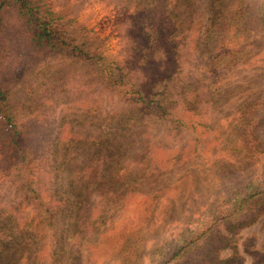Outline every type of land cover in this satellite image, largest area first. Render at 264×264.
I'll list each match as a JSON object with an SVG mask.
<instances>
[{"label": "rangeland", "instance_id": "rangeland-1", "mask_svg": "<svg viewBox=\"0 0 264 264\" xmlns=\"http://www.w3.org/2000/svg\"><path fill=\"white\" fill-rule=\"evenodd\" d=\"M41 1L96 39L118 80L29 48L5 17L0 81L22 143L0 133V237L34 244L15 264H264V199L233 213L264 177V0ZM235 5L243 59L211 75L216 50L236 49L222 38ZM161 86L163 114L123 93Z\"/></svg>", "mask_w": 264, "mask_h": 264}, {"label": "trees", "instance_id": "trees-1", "mask_svg": "<svg viewBox=\"0 0 264 264\" xmlns=\"http://www.w3.org/2000/svg\"><path fill=\"white\" fill-rule=\"evenodd\" d=\"M167 1L169 0H166V2ZM174 2L171 1L172 4ZM209 2L210 5L213 4L212 0ZM236 7V10L226 11L225 17L227 19H231L233 26L232 29H230L231 26L227 25V30H224L222 35V38L224 37L228 39L227 36L231 34V38L233 39V44L235 45L236 49L234 50L232 47L228 49L221 46L220 49L216 50V52L209 58V63H207L205 66V69L211 75L214 72V74L221 76L226 70L229 71L238 65L243 59L242 52L246 48V42H248L249 39L245 25L240 20L243 18L244 13L240 7ZM8 13H12L17 18L18 29L16 30V33L20 34L25 44L29 48H33L44 53L45 55H61L86 61H95L94 63L100 67V74L105 76L108 83L111 86L116 84L118 75L116 74L114 68L111 65L104 64L102 62L103 59L101 56L95 53L94 47L97 46L96 39L89 37L87 35V31L74 20L62 18L57 13L52 11V9L45 5L41 0H0V49L3 36L5 34L4 20ZM214 13L215 12L212 11V14ZM262 24L264 26V11L262 14ZM208 79L210 80V78ZM160 88L164 89L165 86H161ZM160 88L158 91L159 95H157L160 97V99L155 97L154 94V96H147V94H144L140 89H127V91H124L123 93L124 95H129L130 100L134 101L135 105H142L148 109L151 108V110H153L155 113L163 114L167 101L166 97L162 94H165L164 92H166V89L160 90ZM5 98L6 91L0 81V133H9L10 146L16 148L19 151L21 150L22 139L18 130L16 129V126L12 123L11 117L5 110ZM244 105L245 103L241 108H244ZM252 109L253 107L250 104L245 109H240V111L243 110L242 112H244L243 118L247 116L249 110L252 112ZM115 117H119V114L116 116H111L112 121ZM107 118L110 117L108 116L106 119ZM122 122V120H119L118 124H121ZM246 127L250 128V124L248 126L245 123L240 125V135L242 138H248L252 136L251 132H249L250 134L244 133L243 130ZM243 142L247 144L246 141H242V143ZM118 144L119 142L115 141V139H112V147L110 150H108V157H113L120 151L121 146ZM65 159V156L60 158L62 161L61 164H63ZM244 197V202H239L237 209L234 210L233 213H236L241 209L240 203H247L250 201L257 203L261 199H264V177L263 180L258 184L252 183L247 185L244 190ZM56 202L59 203L58 201ZM262 211L264 212V209H262ZM245 224H250V222ZM238 226L242 227L244 225ZM11 235L12 234H10V236L0 237V264H10L14 262V254L18 252L19 248L25 249L28 246L32 248L31 246L34 245L31 243L33 242L32 239V241H28L30 238H32L31 236H29V238H25V242L20 245L16 243V241L17 238L21 239L23 236ZM39 238H41V236ZM190 244H192V242L184 243L181 249L187 248ZM18 261L19 259L17 262ZM15 262L13 264H15Z\"/></svg>", "mask_w": 264, "mask_h": 264}]
</instances>
